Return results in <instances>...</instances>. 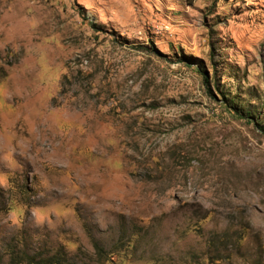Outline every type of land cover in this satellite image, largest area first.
<instances>
[{"label": "rangeland", "instance_id": "1", "mask_svg": "<svg viewBox=\"0 0 264 264\" xmlns=\"http://www.w3.org/2000/svg\"><path fill=\"white\" fill-rule=\"evenodd\" d=\"M264 264V0H0V264Z\"/></svg>", "mask_w": 264, "mask_h": 264}, {"label": "trees", "instance_id": "2", "mask_svg": "<svg viewBox=\"0 0 264 264\" xmlns=\"http://www.w3.org/2000/svg\"><path fill=\"white\" fill-rule=\"evenodd\" d=\"M10 264H38V263L34 262V258L32 256H26L25 259H22L20 261H17L12 256L10 259ZM44 264H61V263L60 260H58V257L51 256L44 262Z\"/></svg>", "mask_w": 264, "mask_h": 264}]
</instances>
